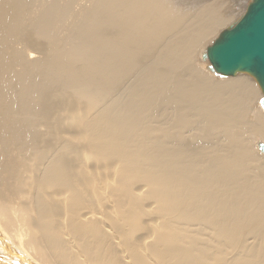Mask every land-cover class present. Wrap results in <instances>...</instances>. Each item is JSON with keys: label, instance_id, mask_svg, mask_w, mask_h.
<instances>
[{"label": "bare ground", "instance_id": "1", "mask_svg": "<svg viewBox=\"0 0 264 264\" xmlns=\"http://www.w3.org/2000/svg\"><path fill=\"white\" fill-rule=\"evenodd\" d=\"M252 2L0 0V264H264Z\"/></svg>", "mask_w": 264, "mask_h": 264}, {"label": "water", "instance_id": "2", "mask_svg": "<svg viewBox=\"0 0 264 264\" xmlns=\"http://www.w3.org/2000/svg\"><path fill=\"white\" fill-rule=\"evenodd\" d=\"M205 57L217 73L256 75L264 91V0H253L242 17L208 47Z\"/></svg>", "mask_w": 264, "mask_h": 264}]
</instances>
